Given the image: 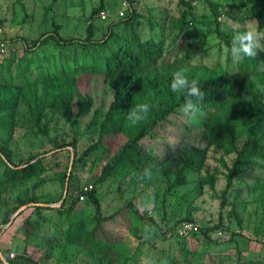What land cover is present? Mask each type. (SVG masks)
I'll return each instance as SVG.
<instances>
[{"label":"rangeland","instance_id":"374dc122","mask_svg":"<svg viewBox=\"0 0 264 264\" xmlns=\"http://www.w3.org/2000/svg\"><path fill=\"white\" fill-rule=\"evenodd\" d=\"M209 2L216 4L214 10ZM260 3L263 5L264 0H260ZM130 4L139 13V24L136 30L142 39H159L160 37L165 39L164 55L161 60L152 64L151 70L162 73L177 72L181 69L218 70L229 66L233 77L240 79L238 63H233L230 48L234 29L243 30L255 20L250 15L252 5L247 0H196L192 2L193 9L186 16H182L184 8L179 5L178 0H104L103 8L92 14V18L90 17L92 9L98 7L99 0H0V40L5 39L6 44V52L3 57L0 56V62L4 59L7 61L10 56L15 57L10 64V69L1 75V78L12 83H27L32 78H42L48 73L59 72L60 63L55 60L59 53H63L61 47L54 42H49L47 47H39L33 54L26 53V42L21 41L22 38L28 44H32V41L41 34L51 32L54 25H58V33L61 37L81 39L86 36V27L89 23L93 25L94 37L101 38L111 23L129 14ZM113 29L123 36L129 33L128 28L126 29L123 25L114 26ZM113 44V40L110 39L107 45L101 48L96 45L86 48L77 47L76 52L72 48L70 58L65 59L62 55L60 58L64 63L71 62L79 66L84 62L96 60L98 52L109 51ZM257 56L263 58L261 63L264 65V52H259ZM31 58H34L32 60L35 63H42V65L26 68L24 59ZM101 88H103L102 85ZM97 94L96 105L105 109L101 103L103 100L108 102L109 93L101 90ZM29 110L26 100L22 98L15 118L14 132L10 139V145L14 150V161L33 153H46L51 149L54 151L43 156L42 161L49 166L47 171L40 177L19 182L10 192L9 202L18 205L23 203L25 207L17 214L13 213L6 225H0V253L2 254L5 250H8V253L12 251L15 254L14 258L15 256L23 257V264H26V260L29 264H56V262L46 261L43 258L44 255H42L41 263L37 262L40 251L32 246L27 247V253L23 254V240L25 242L40 240V235H37L40 224L45 227L53 221L58 222L53 211L44 208L34 209L36 202L30 200L35 198L41 205L60 206L67 190L64 195L65 190H62L57 181L46 179L53 176L55 169L52 166L57 162L64 166L68 163V170H70L72 157L70 156L68 160V155L72 148L68 145L59 148L57 144L66 143L73 137H78L77 153H80L97 137L88 134L85 129L91 113L78 117L75 127H71L58 114L49 112L42 119L40 124L42 128L39 129L31 121L33 115ZM203 128V124H192L186 117V113L185 115L171 114L158 126L157 134L142 139V144L147 148L156 145L161 138L173 145L186 147L190 151L196 146H206L207 157L199 174L187 171L182 175L180 180L182 183L178 184L179 181L174 185L177 171L183 163L181 156L174 155L158 169L153 170L150 177L133 175H128L126 178L114 177L99 187L105 213H112L118 208L125 207L128 201H134L142 213L145 211L144 219L141 220L131 209H128L130 219L120 222L124 231L115 228L110 232L106 231V235L109 238L113 237L116 240V246L128 256L126 264H186L184 259H190L192 264H220L221 262L249 264L250 257L264 259V192L263 194L259 191L248 192L240 179H235V186L230 193H227L226 204L222 211L224 227L229 224L233 205L243 217L241 229L243 234L235 235L234 241H228L231 232L237 230L233 222L229 224L231 230L226 228L220 230L223 232L222 236H216L215 233L211 235V239L220 241V244L212 243L200 234H188L181 239L162 235L163 231L171 227L177 219L187 215L188 208L193 212L192 216L200 227L218 221L226 173L219 158L223 157L230 165L234 155L222 156L221 148L206 145ZM8 140V131L0 129V141L6 143ZM103 163L101 150H98L84 163L74 167L73 179L69 183L70 197L75 195L77 185L91 183ZM1 168L0 164V171ZM206 173L217 175L214 189L208 185L201 186L199 177ZM39 178L44 180L40 182ZM65 185L68 187V181ZM61 194L63 197L59 198ZM1 197L5 198L6 194ZM79 201L83 202L77 205L71 220H77L93 211V205L86 197ZM2 211L0 203V221L3 219ZM148 217L154 218L159 227H156L154 221ZM25 224L33 225V229L37 227L35 232L33 231L35 234L33 238L23 239ZM29 256L32 257L31 261ZM75 260L72 264H87L84 257L77 262Z\"/></svg>","mask_w":264,"mask_h":264},{"label":"trees","instance_id":"16d2710c","mask_svg":"<svg viewBox=\"0 0 264 264\" xmlns=\"http://www.w3.org/2000/svg\"><path fill=\"white\" fill-rule=\"evenodd\" d=\"M194 1L196 0H178L179 5L184 8L182 16H186L193 9L192 2ZM247 2L252 5L251 17L258 21L260 29L264 28V4L262 5L260 0H247ZM209 3L214 10L216 4ZM103 5L104 0H99L98 7H93L90 17L92 18V14L103 8ZM138 17L139 13L130 4L129 14L111 23L101 38L94 37L92 23L87 25L86 36L81 39L61 37L58 33V25H54L51 32L41 34L32 41V44H28L22 38L21 41L26 42V53L33 54L39 47H47L49 42H54L63 49V53H59L55 60L60 63L59 72L56 74L48 73L42 78H32L27 83H12L2 79L1 75L10 69V64L15 57L10 56L7 61L4 59L0 62V129H6L9 134V140L6 143L0 141V164L2 165L0 203L3 208V219L0 225H6L10 216L23 204L10 203V192L19 182H27L34 177H40L47 171L49 166L42 161L43 156L54 151L51 149L46 153H33L14 161V150L10 145V139L14 132L15 118L22 98L26 100L29 111L33 115L31 121L39 129L42 128L40 125L42 119L49 112L58 114L71 127H75L78 117L91 113L85 129L88 134L97 137L80 153H77L78 137H73L69 142L57 144L59 148L66 145L72 148L68 155V160L70 156L72 157L70 170H68V163L64 166L57 162L52 166L55 169L53 176L46 179L57 181L62 190H67L60 206L41 205L38 204L40 201L35 198L30 200L36 202L34 209L51 210L58 219V222L53 221L45 227L40 224L41 227L38 229L37 227L33 229V225L30 224L24 225L25 237L23 239L33 238L36 229L38 230L37 235H40L38 242L28 240L25 242L22 239L24 241L23 254L27 253L29 246L40 251L37 262L41 263L44 258L56 264H72L75 259L77 262L84 257L87 264L127 263L128 256L116 246V240L113 237L109 238L106 235V231L114 230V221L128 214V209H131L141 220L144 219L145 211L142 213L134 201H128L125 207L118 208L112 213H105L99 187L114 177L126 178L128 175L145 177L143 173L146 168H150L152 172L174 155L183 158L174 185L187 171L199 174L207 157L206 146H196L190 151L181 145H173L163 138L149 148L142 144L144 137L157 134L158 126L166 121L169 115H185L182 109L187 99H192L199 111L195 114L186 113V117L194 125L203 124V137L206 145L221 148L222 156L234 155L230 165L223 157L219 158L226 173L218 221L208 226H201L197 232L191 234H200L206 240L220 244V241H213L211 235L225 228L231 230L229 224L233 222L237 230L231 232L228 241H234L235 235L243 234L241 231L243 217L233 205L229 224L224 227L225 220L222 211L226 204L227 193H230L235 186V179L243 181L248 192L259 191L260 194L264 192V65L261 63L263 58L257 56L256 58H245L239 62L240 79L233 77L229 66L218 70H185L188 79L196 80L205 93L203 100L189 98L183 92L171 90L172 78L176 72L159 73L157 70L150 69L152 64L162 59L165 39L163 37L142 39L136 30L139 24ZM119 25L128 28L129 33L126 36L114 31V26ZM110 39L114 42L112 48L109 51L100 52L101 54L98 52L97 61H87L79 66L61 61V55L65 59L70 58L72 48L75 52L77 47L86 48L96 45L101 48L107 45ZM32 59L34 58L24 59L26 68L42 65V63H35ZM101 90H105L110 95L108 102L103 100L101 103L105 109L100 108V105H96L95 102L98 98L97 92ZM140 103L151 105V111L147 120L133 125L127 119L128 110ZM98 150H101L104 160L99 173L95 175L91 183L77 185L75 195L70 197L69 183L73 179L74 167L84 163ZM217 179L214 173H206L199 177L201 186L208 185L211 189L215 188ZM43 180L44 178H39L40 182ZM67 181L68 187H65ZM180 183L182 181L178 184ZM88 185H91V188L84 189ZM4 194L6 197L2 198ZM62 194L59 198L63 197ZM80 195H84L93 205V211L77 220H71ZM69 198L70 201H68ZM192 213L188 208L187 215L177 219L171 227L163 231V237L183 238L184 236L175 235V229L183 221L195 222ZM148 218L154 221L156 227H159L154 218ZM7 251H2L4 259L0 257L1 263L23 264V257L10 258L9 253L12 251L9 253ZM42 255L45 257L42 258ZM219 261H221L220 258ZM184 262L192 264L190 259H184ZM248 263L264 264V259L250 257Z\"/></svg>","mask_w":264,"mask_h":264},{"label":"clouds","instance_id":"9594fccd","mask_svg":"<svg viewBox=\"0 0 264 264\" xmlns=\"http://www.w3.org/2000/svg\"><path fill=\"white\" fill-rule=\"evenodd\" d=\"M259 52H264V30L259 28L257 20L251 21L249 26H246L243 30L234 29L230 48L233 63H239L245 58H256ZM171 90L173 92H183L186 97L195 98L196 100H203L205 96L197 81L188 79L184 69L174 73ZM182 110L190 114L199 111L192 99L186 100ZM150 111L151 105L148 103L136 104L128 110L127 119L133 125L139 124L147 120ZM143 175L150 177L152 175L151 169L146 168Z\"/></svg>","mask_w":264,"mask_h":264},{"label":"built area","instance_id":"2783aa9c","mask_svg":"<svg viewBox=\"0 0 264 264\" xmlns=\"http://www.w3.org/2000/svg\"><path fill=\"white\" fill-rule=\"evenodd\" d=\"M5 43L4 41L0 40V56H4L5 52H6V47H5ZM91 188V185H88L87 187H84V189H89ZM84 199V195H80L79 196V200H83ZM200 228V225L196 222H192V221H183L180 223V225L175 229V235L179 236V237H183L186 236L188 234H191L193 232H197ZM216 236H222L223 232L218 230L215 233ZM14 253L10 252L9 256L10 257H14Z\"/></svg>","mask_w":264,"mask_h":264},{"label":"crops","instance_id":"0c3cea01","mask_svg":"<svg viewBox=\"0 0 264 264\" xmlns=\"http://www.w3.org/2000/svg\"><path fill=\"white\" fill-rule=\"evenodd\" d=\"M83 202V201H82ZM82 202H80V201H78V203H77V205L78 204H80V203H82ZM76 205V206H77ZM130 213L128 212V214H124V215H122L121 217H118L114 222V224H115V229H117V230H120V231H124L123 229H122V227L123 226H121V224H120V222H126V220L128 221V219H130V215H129ZM128 228V227H127ZM128 233V232H127ZM29 259H30V261L32 260V257H28ZM25 262V261H24ZM26 264H29V262L26 260ZM36 264V263H35Z\"/></svg>","mask_w":264,"mask_h":264},{"label":"water","instance_id":"95a60500","mask_svg":"<svg viewBox=\"0 0 264 264\" xmlns=\"http://www.w3.org/2000/svg\"><path fill=\"white\" fill-rule=\"evenodd\" d=\"M65 187H66V185H65ZM65 192H66V189H65V191H64V195H65ZM25 207V205H22L20 208H18L15 212H14V215L15 214H17L20 210H22L23 208ZM13 215V216H14ZM0 257L2 258V259H4V257L2 256V254L0 253Z\"/></svg>","mask_w":264,"mask_h":264}]
</instances>
